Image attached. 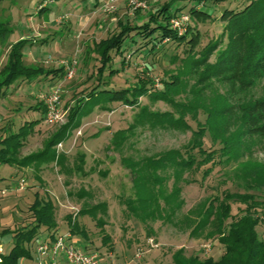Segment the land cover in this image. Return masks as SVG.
<instances>
[{"label":"rangeland","instance_id":"rangeland-1","mask_svg":"<svg viewBox=\"0 0 264 264\" xmlns=\"http://www.w3.org/2000/svg\"><path fill=\"white\" fill-rule=\"evenodd\" d=\"M59 1L60 4H58ZM137 1L145 3L146 7H136L130 0H3L0 5V14L4 19H11L14 28L10 40L15 41L21 35L29 37L27 38L29 39L28 45L24 49L25 54L28 53V58L25 56L27 63L35 62L47 68H60L63 60L75 58L78 61L77 71L73 78L67 79L63 76L55 81L62 85V105L64 111H67L64 122L48 124L42 110L30 108L41 101L40 95L50 90L52 85L46 84L47 86L36 88V84L28 87L29 83H25L15 91L14 86H11V91L14 92L9 98L0 100V128L9 119L14 120L12 124L16 129L26 120L42 119L26 140L24 147L21 148L19 160L30 153L45 150L47 140L68 122L71 107L86 97L89 91L97 85L98 62L94 60L97 54L91 55L87 49L95 41L98 42L119 31V21L142 23L143 20H148L151 15L157 13L164 4L172 2L174 7L169 11L172 15L168 25L179 35L190 31L187 38L183 41H175L169 38L162 40L159 37L154 40L156 43L154 50H150L152 45H145L144 41L131 42L128 39L124 44L123 55H114L115 68H121V61L125 57L124 70L110 78L116 87L134 86L140 80H146L152 82L149 85L150 88L164 89L166 80L187 67L183 60L192 54L193 46L190 42L192 35L193 37L196 34L199 35V43L193 50H202L212 39L220 38L223 34L227 20L223 16L225 11L232 9L241 11L252 0ZM63 3H65V8L61 6ZM52 6H60L58 8L61 9ZM41 8H46L47 11L40 13ZM192 8L210 12L211 16L204 18L194 15L191 13ZM184 14L187 20L180 21L181 28L174 29L172 21ZM45 19H54L56 22L48 23ZM78 19L81 23L76 26ZM68 23L70 28L74 29L70 36L66 35L63 40L57 39L42 43L43 40L52 38L53 30L58 28L57 26L63 25L64 31L68 28L66 25ZM226 39L225 37L224 45L227 42ZM7 52V47L1 50L0 70L5 64ZM48 59L49 62H47ZM212 59L214 56L211 57ZM45 81L47 80L36 83L42 85ZM191 85L192 79H190L189 86ZM263 89L262 86H257L254 89L255 95L262 94ZM177 99L186 100L184 94ZM104 105L110 108H105ZM145 106L149 110L159 112L175 110L165 101H154L150 95H145L140 99L139 105H126L120 101L99 104L83 116L80 125L71 132L67 139L60 142L62 144L58 143L55 147L58 156L65 154L68 158L67 164L71 168L75 167L72 172H63L56 162L41 165L40 170L37 168L38 172L33 165L22 168L0 163V186L1 188L9 186V191L0 194V241L3 251L9 252L13 243L11 241L5 244L2 241L4 237L1 236L2 231L17 228L22 223L31 220L29 206L35 199L36 191L42 195L47 192L53 196L56 201V217L60 233L70 232L67 215L79 213L86 199L79 198L76 192L84 186L93 195L88 200L90 203L107 202L108 215L104 217L105 225L100 226L90 214H78L79 221L88 228L89 239L78 235H75V238L87 244L88 248L98 251L105 261L109 260L113 264H174L173 253L181 247L185 249V256L199 254L203 259L212 257L215 260L222 257L223 245L218 239L194 237L191 235V228L185 226L186 213L204 197L220 194L224 189L235 190L233 182L223 175L225 168L221 166L205 178L203 186H200V181L192 184L181 183L184 186L182 197L185 203L176 215L169 217L167 214L152 222L150 226L154 230L149 231L150 235L141 218L136 215L138 210H141V213L144 212L143 215L146 216L149 210L151 211L150 204H147L148 208L142 209L139 208L140 204L137 201H133L135 214L130 213L127 203L136 199L131 170L138 172V167H140L137 163L138 158L158 156L169 149H183L193 135L192 130L151 128L149 123L142 125L139 122L138 113L140 107ZM205 117L206 113L202 110L199 114L200 121L204 122ZM187 119L194 128H197L198 122L192 119L190 113ZM132 126L135 127L128 132L129 138L120 149L121 151L115 150L112 144L114 134ZM206 146L216 148L219 144L217 142L212 145L208 135ZM82 155L85 156V162L82 170H79L77 166L82 164ZM254 158L264 163V150L256 147ZM147 170L151 171L149 173L151 178L147 180L148 176L145 179L147 183H153V180L165 175L160 170L156 172L152 167H147L145 171ZM192 176L201 179L202 170L191 174ZM21 177L26 179V186L23 189L17 186ZM172 183L173 178L168 183L169 189ZM157 195L159 202L162 203L163 195ZM238 208V204H234L232 212L236 214ZM259 212L261 221L257 229L263 235L264 207L260 208ZM107 234L110 236L108 243L105 237ZM151 237L156 245H150ZM209 245L210 249L206 250ZM35 247L32 250L33 258L23 259L22 264L38 263L39 253ZM139 249L145 251L141 257L136 256ZM107 258L110 259L107 260ZM61 264L69 263L66 261Z\"/></svg>","mask_w":264,"mask_h":264},{"label":"trees","instance_id":"trees-1","mask_svg":"<svg viewBox=\"0 0 264 264\" xmlns=\"http://www.w3.org/2000/svg\"><path fill=\"white\" fill-rule=\"evenodd\" d=\"M2 2L0 0V5ZM173 7L172 2L164 4L142 23L119 21V31L90 45L88 52L97 54L94 57L98 62L97 85L71 107L68 122L47 140L45 150L30 153L20 160L21 148L42 119L26 120L18 129L13 127L14 120L9 119L0 128V163L22 168L33 165L38 172L37 168L41 165L56 162L63 172H72L75 167L67 164L65 154L58 156L55 147L80 125L83 116L99 104L120 101L134 106L140 104L143 96L150 95L154 101L163 100L175 110L159 112L149 110L147 106L140 107L138 116L142 125L149 123L151 128L192 130L193 135L183 149L174 148L158 156L138 158V172L131 170L136 199L127 203L130 213L135 214L133 201H137L142 209L150 204L151 211L146 216L141 210L136 213L150 235L149 231L154 230L150 226L152 222L167 214L169 217L176 215L185 203L181 183L200 181V186H203L205 178L221 166L225 168L223 175L233 182L235 190L224 189L220 194L204 197L186 213L185 226L191 228L194 237L218 239L223 245V255L218 260L212 257L203 259L199 254L185 256V249L181 247L173 253L174 264H264V234L261 235L257 229L261 221L259 210L264 207V163L254 158L256 147L264 150V91L259 96L254 92L257 86L264 88V0H252L241 11L226 10L223 14L227 19L223 34L220 38L212 39L202 50H193L199 43V35H192V58L189 54L183 60L187 67L166 80L164 89H152L149 87L152 82L146 80H140L134 86H114L110 78L121 73L126 64L124 57L121 68H115L114 55H123L128 39L131 42L144 41L145 45H152L150 50H154V40L159 37L162 40L183 41L190 34L188 31L179 35L168 25L172 15L169 11ZM191 10L197 16H211L205 10ZM44 11L47 9H40V13ZM13 31L11 19H4L0 14V46H3L2 49L8 48L5 64L0 70V100L9 98L25 83L39 78L58 80L64 76L63 67L47 68L39 63H27L24 49L29 39L11 41ZM225 37L227 42L224 45ZM212 56L214 59L211 60ZM11 86H14V91H11ZM182 94L185 101L177 99ZM30 108L42 110L45 115L46 108L41 101ZM105 108L110 107L106 105ZM202 110L206 113L204 122L199 119ZM189 113L193 120H197V128L188 121ZM134 127L114 134L112 144L115 150L121 151L129 138L128 132ZM208 135L212 145L218 142L219 146L207 147ZM82 157L81 166H77L79 170H82L85 162V156ZM147 167H152L156 172L160 170L165 175L153 180V183H147L145 179L148 176L147 180L151 178V171H145ZM201 170V179L191 177V174ZM37 177L40 178L39 174ZM172 178L169 189L168 183ZM2 188L8 189L9 186ZM76 194L86 199L78 214H90L98 225L104 226V217L108 215L107 202L90 203L88 200L93 195L84 186ZM157 194L163 195L162 203ZM234 204L239 206L236 214L232 212ZM29 210L31 220L17 228L2 231V237L12 236L13 246L9 252L0 254V264H22L23 259L33 258L32 250L41 234L45 233L46 240L50 241L59 234L56 201L51 194L45 192L42 195L36 191ZM77 215H67L70 232L89 239L88 228ZM105 237L108 243L110 236L107 234Z\"/></svg>","mask_w":264,"mask_h":264},{"label":"built area","instance_id":"built-area-1","mask_svg":"<svg viewBox=\"0 0 264 264\" xmlns=\"http://www.w3.org/2000/svg\"><path fill=\"white\" fill-rule=\"evenodd\" d=\"M53 1V0H52ZM119 1V0H113ZM136 7H146V4L137 0H130ZM187 20L186 14L180 15L179 19L172 21L174 29L181 28L180 21ZM50 60L48 59L47 62ZM61 65L64 68V76L67 79H71L75 76L77 71L78 61L75 58L61 61ZM60 82L55 83L50 90L43 92L40 95L41 101L46 108L45 121L48 124H57L64 122L67 111H64L62 105V85ZM62 143H59V145ZM17 186L23 189L26 186V179L21 178L17 182ZM9 191L6 188H0V194ZM77 213L74 214L76 216ZM150 245H156L153 238L149 239ZM210 249L207 248L206 250ZM37 251L39 253L38 259L39 264H44L45 257H49L50 264H57V258L62 256L69 264H113L110 261H105V258L98 251H91L85 246L81 245L80 242L72 238L71 232L58 234L53 241L50 240H39ZM145 251L142 249L138 250L137 257H141ZM3 253L2 244H0V254ZM1 260V258H0Z\"/></svg>","mask_w":264,"mask_h":264},{"label":"crops","instance_id":"crops-1","mask_svg":"<svg viewBox=\"0 0 264 264\" xmlns=\"http://www.w3.org/2000/svg\"><path fill=\"white\" fill-rule=\"evenodd\" d=\"M58 4H60V1L58 2ZM61 6H62V8L64 7L65 8V3H63V4H61ZM52 7H54V8H57V9H61V8H58V7H60V6H57V7H55V6H52ZM50 10V9H49ZM46 21L48 20V23L50 22H56V20H54V19H45ZM79 21H76V26H77V24H79V23H81V20L80 19H78ZM56 24V23H55ZM60 25V24H59ZM67 26H68V28H66L64 31H63V25L61 26H57L58 28H56V29H54L53 30V35H52V38L49 40V39H45L47 42H50V41H53V40H57V39H60V40H63L64 38H65V36L67 35V36H70L73 32H74V29H71L70 28V25H69V23L68 24H66ZM100 27H101V25H100ZM24 37H26L25 35H21L20 37H19V39L20 38H24ZM47 37V36H46ZM26 38H29V37H26ZM47 38H50V37H47ZM18 40V39H17ZM44 41V40H43ZM43 43V42H42ZM44 44V43H43ZM1 50H2V47H0V53H1ZM3 54V53H2ZM30 54H31V52H30ZM1 55V54H0ZM26 55V57L28 58V53L27 54H25ZM34 55H36V54H34ZM33 63H35V62H33ZM41 80H44L43 78H39L38 80H35V81H33L32 83H29L28 84V87H31V86H33L34 84H36V88L38 87V86H41V87H44V86H47V85H52L53 86V84L54 83H56L55 81H57V80H52V79H47V81H45V83H43L42 85L41 84H38V83H36V82H38V81H41ZM51 80V81H50ZM47 84V85H46ZM58 232H59V234H60V229L58 230ZM61 234H63V233H61ZM72 234V233H71ZM46 234L45 233H43V234H41L40 236H39V238H38V240L36 241V247H35V250L37 251V246H38V242H39V240H46L47 238H46ZM72 238L73 239H75L76 240V238H75V235H73L72 234ZM151 238H153V237H151ZM2 241L5 243V244H7V243H11V241H12V243H13V240H12V236L11 235H6V236H4L3 238H2ZM77 241L78 242H80V244L81 245H83V246H85L87 249H88V245L87 244H85L84 242H82L81 240H79V239H77ZM4 252V251H3ZM108 259H110V258H107V260ZM37 260H38V263L37 264H39V259L37 258ZM23 261V260H22ZM21 261V262H22ZM109 261V260H108ZM61 262H66V260L62 257V256H59L58 258H57V264H61ZM44 264H50V259H49V257H45V262H44Z\"/></svg>","mask_w":264,"mask_h":264}]
</instances>
